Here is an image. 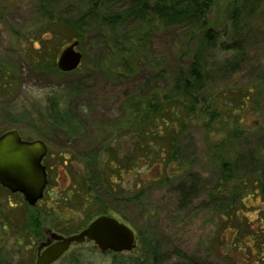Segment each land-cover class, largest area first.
<instances>
[{"label": "rangeland", "instance_id": "obj_1", "mask_svg": "<svg viewBox=\"0 0 264 264\" xmlns=\"http://www.w3.org/2000/svg\"><path fill=\"white\" fill-rule=\"evenodd\" d=\"M41 1L0 0V135L17 130L25 140H43L49 150L64 153V183L81 189L86 206L82 220L74 216L78 224L107 213L136 236L131 256H101L85 243L74 246L79 253L71 264H130L124 258L141 256L145 242L161 264H257L252 248L264 243V195L251 172L250 154L264 159V0H247L252 5L246 4L242 16L250 14L239 26V69L214 76L209 85L208 101L215 97L217 103L209 110L197 108L183 124L168 118L175 125L164 133L151 115L143 117L146 98L162 96L166 88L153 62L143 60L184 64L185 49H193L197 38L185 37L180 28L150 30L134 21L115 28V42L108 39V29L97 31L90 25L77 37L61 22L49 26L38 11ZM232 1L214 0L207 14L218 44L229 39L223 34L231 32ZM111 8L120 11L126 3ZM73 9L61 1L53 15L68 18ZM140 36L146 49L141 58L131 57ZM75 40L80 65L62 73L56 66L58 55ZM232 55L218 50L215 60ZM244 97L247 106L239 109ZM232 107L237 114H226ZM217 109L221 115L214 117L211 112ZM158 127L159 141L175 140L180 156L163 154L164 164L148 171L142 168V142L136 137ZM225 162L230 163L226 170ZM19 202L15 193L0 187L3 264H28L35 244L24 234L29 216L38 214L40 224L50 226L57 214L23 204L14 207Z\"/></svg>", "mask_w": 264, "mask_h": 264}, {"label": "trees", "instance_id": "obj_2", "mask_svg": "<svg viewBox=\"0 0 264 264\" xmlns=\"http://www.w3.org/2000/svg\"><path fill=\"white\" fill-rule=\"evenodd\" d=\"M61 1L74 8V11L68 18L54 17L53 15V13L56 12V7L59 6V2ZM213 1L214 0H42L39 4L38 11L47 20L49 26H51L52 23L61 22L60 24L70 26V28L76 32L77 37L80 36L79 30L82 27L90 25L97 31L98 29L99 31L108 29L111 33L109 38H107L111 42H115L116 39L112 35L114 34L112 32L115 28L127 22L134 21L139 22L142 26L150 27V30L153 28H180L185 31V37L187 36L189 39L197 38L193 49H185L186 51L184 53L187 61L184 64L170 66L167 64L168 61L166 58L160 61L156 60L155 62L148 61L147 59L143 60V63L149 65L153 62V66L157 69L166 84L162 96L154 93L146 98V112L143 117L148 119L149 115H151V119H153L152 122L155 123V125H159L160 122L159 126L163 128L162 132L164 133L172 129L175 125L173 122L168 121V118L173 121L177 120L179 123L183 124V118L197 111V108L205 107L206 110H209L211 103H217L215 97H213L210 102L208 101L209 85L214 76L220 75L224 77L239 69L240 61L238 59L242 52L239 26L242 22L241 19L249 16V11H247V14H244V16H242V12L246 9L247 5H252V1L248 2L244 0L240 4L238 0L232 1L228 8V19L231 24V32L223 34L228 36L229 39L219 44L216 31L209 26L207 21V14L210 7L213 5ZM117 2H125L126 8L120 11H113L111 7ZM137 38L134 42V48L131 50V57L136 56L141 58L142 53L146 49V43H142L143 39H141V36L139 39ZM218 50H223L224 52L228 51L234 55L216 61L215 57ZM35 58L38 59L40 56H35ZM124 63L126 62L124 61ZM51 67L55 69L56 66L54 62ZM46 68L47 66L44 69ZM3 73L4 72L1 74ZM247 101L248 99L246 97L242 98L239 109L246 108ZM211 114L217 117L221 115V111L219 109L213 110ZM226 114H237L236 109L232 107L230 110L228 108ZM159 131L160 128L158 127L154 132L143 131L136 137L142 142L138 146L141 160H143L142 168H146L148 171L150 168L159 169L162 164H164L163 154L180 156V151L173 142L175 140H172L171 144H169V142L167 144H162L159 141L162 138L159 135ZM151 155L152 157H150ZM226 155H228V157L232 156V154L230 155V151H228ZM250 156L252 157V160L250 159V164L253 167L251 172L257 175L255 182H259L260 193L264 195V159L256 160L253 153H251ZM136 159L137 157L134 154L131 160L132 165L135 164ZM229 164V162H225L223 168L227 165L229 166ZM224 170L226 169L224 168ZM121 173L122 171L118 172L119 175ZM28 222L29 229L35 228V230H37L39 221L35 215L29 216ZM256 245L257 248H252L255 253V262L257 264H264V243H258ZM148 246L149 244L146 242L144 244L142 243L141 256L137 257V259H131L133 261H131L130 264H161L155 254L156 251H150ZM125 263L129 262L125 261Z\"/></svg>", "mask_w": 264, "mask_h": 264}, {"label": "water", "instance_id": "obj_3", "mask_svg": "<svg viewBox=\"0 0 264 264\" xmlns=\"http://www.w3.org/2000/svg\"><path fill=\"white\" fill-rule=\"evenodd\" d=\"M77 41L68 44L58 55L56 66L62 73L74 71L81 61L76 51ZM41 140L25 142L17 130H8L0 135V186L11 193H21L29 205L41 198L45 186V169L41 159L45 154ZM58 242L43 250L36 264H48L64 252L71 242L91 240L101 250L113 252L130 251L135 247L133 231L115 218L98 215L78 234L62 237L53 234ZM41 249V245L38 246Z\"/></svg>", "mask_w": 264, "mask_h": 264}, {"label": "flooded vegetation", "instance_id": "obj_4", "mask_svg": "<svg viewBox=\"0 0 264 264\" xmlns=\"http://www.w3.org/2000/svg\"><path fill=\"white\" fill-rule=\"evenodd\" d=\"M21 140L25 142H30L29 140H25L20 135ZM33 141V140H32ZM45 145V154L41 159V165L45 169V186L42 192V196L40 199L37 200V202L34 205H29L25 199L23 194L17 192L15 193L19 199L20 202L15 204L14 207H20L25 205L28 208H37L39 211L54 213L57 211L56 215H53V217L50 219V222L52 223L50 226H43L40 224V215H35L38 218L39 224L37 227V230L35 228L29 229L28 227L24 229L25 238L29 241L30 245L32 243L34 244V248L32 252H29V258L26 260L28 264H36L37 259L42 256L43 250L52 244L58 242L57 239L53 238V234L57 236L62 237H69L72 235H76L80 233L87 225L88 223L95 218L98 215H106L109 217H112L111 215L107 213H97L93 215L90 220H88L86 223L82 221L81 224L77 223V218H79L78 221L82 220L84 218V214L86 213V206L83 205L81 202L83 198H81V189L76 188L74 183H71L69 186L68 184L64 183L65 175L63 173V170L61 169L62 166L65 163L66 157L64 153L62 154L61 150H49L48 144L41 140ZM50 148V147H49ZM73 200H76L75 207L74 205L68 204L71 203ZM42 203L41 208L38 207ZM74 210L75 213H72L71 215L68 214V211ZM67 215V216H66ZM74 216L76 219H74ZM114 218V217H113ZM116 219V218H115ZM118 222L124 224L127 226L124 222H122L120 219H116ZM71 227H74V229H70ZM23 239V238H22ZM20 240H18V243ZM85 243L92 244L93 250L97 252V254L101 256H112L113 259L116 257L114 256H131L134 249L136 248V236H135V248L130 251H121V252H113L111 250L101 251L93 241L85 239L81 243L71 242L68 248L62 252L59 257H57L55 260L49 262L48 264H71L72 260L71 258L74 256V254H78L79 252L76 250H73L74 246H80ZM41 245V249L38 250V246ZM71 258V259H69ZM121 257L117 258L120 259ZM130 259L124 260L127 262L131 261ZM130 263V262H129ZM0 264H3L2 260Z\"/></svg>", "mask_w": 264, "mask_h": 264}]
</instances>
